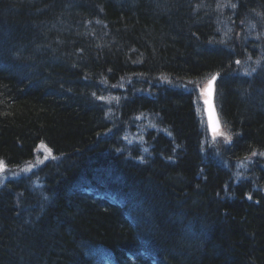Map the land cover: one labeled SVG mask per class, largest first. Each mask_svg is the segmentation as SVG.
<instances>
[{
	"label": "trees",
	"instance_id": "1",
	"mask_svg": "<svg viewBox=\"0 0 264 264\" xmlns=\"http://www.w3.org/2000/svg\"><path fill=\"white\" fill-rule=\"evenodd\" d=\"M0 161V264H264V0H0Z\"/></svg>",
	"mask_w": 264,
	"mask_h": 264
},
{
	"label": "bare ground",
	"instance_id": "2",
	"mask_svg": "<svg viewBox=\"0 0 264 264\" xmlns=\"http://www.w3.org/2000/svg\"><path fill=\"white\" fill-rule=\"evenodd\" d=\"M212 76L213 77L211 78V81L215 77V80H214V85H215V83L217 82L218 78L220 77V74L219 73H215ZM204 100H207V98L204 97V96H201V104H204L205 105ZM204 118L206 120L207 119V116L204 115ZM213 139H217V137H215ZM221 141H222V138H221ZM40 145H44V144H39L38 145V147H37V149L35 151V154L36 155L38 154V148H39ZM44 146H46V145H44ZM46 147L51 151V149L48 146H46ZM35 154H34V156H35ZM0 162H2V161H0ZM42 165L43 164L40 161L34 159L32 163L26 165V167H28L29 170H27L26 167L24 168L23 171L25 173V176H30L29 173H31L33 171L34 172H38V170L40 169V167ZM21 176H23V175L22 174H16V173L10 174L9 176L6 177L7 178L6 181L11 180V179L18 180V179L21 178ZM42 178H43V176H41V178H39V179H42ZM20 187H22V185H20ZM31 200L32 199L29 198L28 199V202L31 201ZM126 203H127V201H123L122 204H126ZM12 210L14 212V216H15V212H16L17 215H18V213L21 214V215H23L22 217H20V218L24 219L23 221H26L27 220V216H30L31 218L32 217L34 218L37 215L38 216L37 219L39 220V222L37 221V223H34L33 219L30 221V223L27 222L30 226H36L37 224H41L42 223L41 218L46 213L47 207H45L44 205H41V204H38L37 203L34 211L36 212V210H41V213L39 214L37 212V213H35L36 215H33L32 212L29 209H26V208L15 207ZM17 218H19V217H17ZM81 248L85 251L86 256L89 257V259L92 260L93 263H97V264H119L117 262L116 258H115L114 252L111 249H108L106 246H102V245H92L90 243L83 242V243H81ZM96 249L99 250V254L94 253V251ZM54 252H55V255H58V253H57L56 250ZM163 263H166V260H163Z\"/></svg>",
	"mask_w": 264,
	"mask_h": 264
},
{
	"label": "water",
	"instance_id": "3",
	"mask_svg": "<svg viewBox=\"0 0 264 264\" xmlns=\"http://www.w3.org/2000/svg\"><path fill=\"white\" fill-rule=\"evenodd\" d=\"M214 80L210 81L211 82V88H209V86H208V88L206 90L207 100H204L205 112H206V116L208 119L209 130H210V133L212 135L218 133L221 129V123H220V120H219V117H218V114H217V111L215 108V104H214V88H215L214 87ZM210 82H209V85H210ZM206 101L208 103H206ZM210 108H211L212 114H213V120L212 121L209 120V109Z\"/></svg>",
	"mask_w": 264,
	"mask_h": 264
},
{
	"label": "rangeland",
	"instance_id": "4",
	"mask_svg": "<svg viewBox=\"0 0 264 264\" xmlns=\"http://www.w3.org/2000/svg\"><path fill=\"white\" fill-rule=\"evenodd\" d=\"M52 158V153L51 151L44 145H40L38 148V154L35 157V160L40 161L42 164L48 160H50ZM4 165V164H3ZM27 170H29L28 167H26ZM8 172L6 166L4 165L3 171H0V181L3 180L5 177H7L9 174H13V173H6ZM7 178H5L6 180ZM94 253L99 254V250L96 249L94 251Z\"/></svg>",
	"mask_w": 264,
	"mask_h": 264
},
{
	"label": "snow or ice",
	"instance_id": "5",
	"mask_svg": "<svg viewBox=\"0 0 264 264\" xmlns=\"http://www.w3.org/2000/svg\"><path fill=\"white\" fill-rule=\"evenodd\" d=\"M215 79V77L213 78V80ZM209 88H211V82H210V85H209ZM206 103H208L206 101ZM209 120L212 121L213 120V114H212V110L211 108L209 109ZM3 168H4V165L2 162H0V171H3Z\"/></svg>",
	"mask_w": 264,
	"mask_h": 264
}]
</instances>
